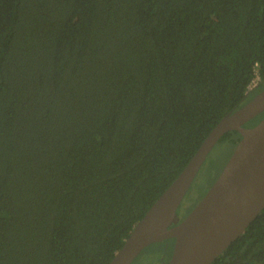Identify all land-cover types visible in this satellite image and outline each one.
<instances>
[{"label": "trees", "instance_id": "16d2710c", "mask_svg": "<svg viewBox=\"0 0 264 264\" xmlns=\"http://www.w3.org/2000/svg\"><path fill=\"white\" fill-rule=\"evenodd\" d=\"M263 88L264 0H0V264H108ZM209 264H264V207Z\"/></svg>", "mask_w": 264, "mask_h": 264}, {"label": "water", "instance_id": "95a60500", "mask_svg": "<svg viewBox=\"0 0 264 264\" xmlns=\"http://www.w3.org/2000/svg\"><path fill=\"white\" fill-rule=\"evenodd\" d=\"M264 88L226 113L205 136L183 169L134 225L108 264H131L149 244L172 240L160 264H209L264 207ZM231 130L241 138L205 194L180 218L179 205L207 154Z\"/></svg>", "mask_w": 264, "mask_h": 264}, {"label": "rangeland", "instance_id": "374dc122", "mask_svg": "<svg viewBox=\"0 0 264 264\" xmlns=\"http://www.w3.org/2000/svg\"><path fill=\"white\" fill-rule=\"evenodd\" d=\"M234 146L235 144L227 139L219 140L213 146L199 168L181 203H186L188 204V208H192L199 201L220 173L230 157ZM172 244L171 239L151 243L135 257L131 264H160L170 257Z\"/></svg>", "mask_w": 264, "mask_h": 264}, {"label": "flooded vegetation", "instance_id": "af4514ba", "mask_svg": "<svg viewBox=\"0 0 264 264\" xmlns=\"http://www.w3.org/2000/svg\"><path fill=\"white\" fill-rule=\"evenodd\" d=\"M246 125H248V124H246ZM249 125H250V124H249ZM186 205H187V206H186ZM179 209L181 210L180 218H182V217H184V216L188 213V211L191 209V207L188 208V204H186V203H181L180 206H179Z\"/></svg>", "mask_w": 264, "mask_h": 264}, {"label": "built area", "instance_id": "2783aa9c", "mask_svg": "<svg viewBox=\"0 0 264 264\" xmlns=\"http://www.w3.org/2000/svg\"><path fill=\"white\" fill-rule=\"evenodd\" d=\"M254 84V83H253ZM253 84L251 85V87H253Z\"/></svg>", "mask_w": 264, "mask_h": 264}]
</instances>
